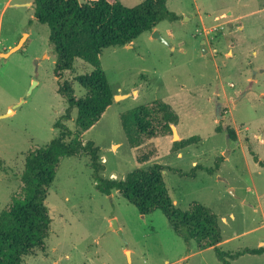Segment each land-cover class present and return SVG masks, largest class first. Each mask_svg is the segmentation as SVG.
I'll use <instances>...</instances> for the list:
<instances>
[{
    "label": "rangeland",
    "instance_id": "374dc122",
    "mask_svg": "<svg viewBox=\"0 0 264 264\" xmlns=\"http://www.w3.org/2000/svg\"><path fill=\"white\" fill-rule=\"evenodd\" d=\"M142 1L119 0L127 8ZM166 8L176 20L154 30L168 44L143 33L102 50L113 100L84 141L99 148L105 178L161 165L178 209L196 202L217 216L222 252L264 247V167L254 161L264 162V0H167ZM33 15V0H0V53L26 35L18 51L0 57V213L20 193L27 154L59 134L54 123L68 105L58 84L70 81L81 98L85 90L73 78L92 71L75 59L73 71L58 79L49 29ZM153 101L174 110L178 138L130 148L120 115ZM70 116L63 125L74 135L75 108ZM188 139L174 150V141ZM45 204L51 218L45 250L25 264H264V254L223 260L212 248L198 250L161 211L142 216L117 191L100 193L82 154L60 160Z\"/></svg>",
    "mask_w": 264,
    "mask_h": 264
},
{
    "label": "trees",
    "instance_id": "16d2710c",
    "mask_svg": "<svg viewBox=\"0 0 264 264\" xmlns=\"http://www.w3.org/2000/svg\"><path fill=\"white\" fill-rule=\"evenodd\" d=\"M166 1L143 0L127 8L119 0H33L34 19L49 29V43L56 53V77L59 79L62 73L73 71L75 59L90 65L92 71L73 78L85 90L81 98L74 96L70 81L58 84L57 92L68 105L61 120L54 123L59 134L46 146L27 154L20 193L0 213V264H25V257L36 251L44 252L51 227L45 204L48 191L60 160L80 154L88 157L95 187L100 193L110 195L113 190L117 191L142 216L161 211L174 232L186 242L194 241L198 250L212 248L223 260L244 254H264V247L244 249L234 255L222 252L218 247L222 235L217 216L196 202L185 211L178 209L168 195L161 165L155 163L147 169H135L122 180L105 178L99 148L91 141H84L83 134L101 120L113 100L100 67L102 50L129 45L141 34L152 33L162 20H176L167 10ZM74 108L77 133L73 135L63 121L71 118ZM120 122L128 146L137 148L147 140L170 136L171 125H177L178 117L170 105L153 101L122 113ZM191 140L174 142V150L189 145ZM254 161L264 167V162L257 157ZM195 168L199 169L197 165Z\"/></svg>",
    "mask_w": 264,
    "mask_h": 264
},
{
    "label": "water",
    "instance_id": "95a60500",
    "mask_svg": "<svg viewBox=\"0 0 264 264\" xmlns=\"http://www.w3.org/2000/svg\"><path fill=\"white\" fill-rule=\"evenodd\" d=\"M25 37H26V35L24 34V36L23 37H21L20 38V40L13 46V47H11V48H9V49H7L5 52H2V53H0V57H2V58H7L9 55H11L12 53H14V52H16V51H18L22 46H23V44H24V42H25ZM152 37L154 38V39H156V40H158V41H160V42H162V43H164V44H168L161 36H160V34L157 32V31H153L152 32ZM203 42V41H202ZM203 48H204V46H203ZM116 99V98H115ZM11 113V111H9V113L8 114H10ZM5 116H7V114H5V115H3V116H1V117H5ZM171 131H172V136H173V138H178V134H177V131H176V128H175V126H173V125H171ZM174 142H176V141H174ZM113 223H112V228H116V225H115V223H114V221H112Z\"/></svg>",
    "mask_w": 264,
    "mask_h": 264
},
{
    "label": "crops",
    "instance_id": "0c3cea01",
    "mask_svg": "<svg viewBox=\"0 0 264 264\" xmlns=\"http://www.w3.org/2000/svg\"><path fill=\"white\" fill-rule=\"evenodd\" d=\"M4 51V50H3Z\"/></svg>",
    "mask_w": 264,
    "mask_h": 264
}]
</instances>
